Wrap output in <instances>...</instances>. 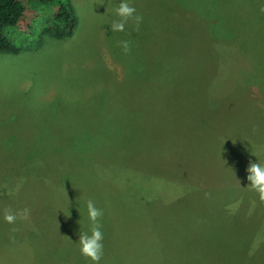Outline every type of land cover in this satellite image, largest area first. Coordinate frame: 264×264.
Returning <instances> with one entry per match:
<instances>
[{
  "label": "rangeland",
  "instance_id": "rangeland-1",
  "mask_svg": "<svg viewBox=\"0 0 264 264\" xmlns=\"http://www.w3.org/2000/svg\"><path fill=\"white\" fill-rule=\"evenodd\" d=\"M19 1L21 32L57 11ZM71 2L72 37L0 54V264H93L89 199L100 264H264V227L242 239L264 210L247 180L264 164V0H127L143 20L124 32L120 0ZM180 56L201 60L208 103L168 92ZM7 208L30 217L9 224Z\"/></svg>",
  "mask_w": 264,
  "mask_h": 264
},
{
  "label": "trees",
  "instance_id": "trees-1",
  "mask_svg": "<svg viewBox=\"0 0 264 264\" xmlns=\"http://www.w3.org/2000/svg\"><path fill=\"white\" fill-rule=\"evenodd\" d=\"M34 1L41 5L43 9L54 8L57 11L53 12L51 10L47 12V14H42L35 19L33 26L29 27L27 32H21L18 30L17 26L24 17V5L19 0H0V54L18 55L23 51L35 49L40 46L41 40L46 35L58 40L66 39L74 35L79 24V19L74 11L71 0ZM178 2H180V0H178ZM167 4L171 5L169 1H167ZM188 7L189 11L197 9L202 14H208V12L205 13L206 9L193 8L192 6ZM35 38L39 39L37 40ZM30 41L31 44L29 45ZM33 41L36 42L34 43ZM171 61L174 65V74L177 76H181L183 79L178 83L172 81L165 82V84L168 86V92H170V89L176 88L179 92L180 98L184 100L183 97L188 96H183L182 94L187 91L191 96L194 97L192 102L197 100V102L203 101L208 103V90L204 80L205 78L202 75L204 78L203 79L201 74H198L197 77H195L193 75L192 69L202 67L201 60L196 62L192 58L180 56V58L176 57L171 59ZM165 90L167 91V88H165ZM165 100L169 101L171 99H169L167 96ZM206 106L207 105H202L201 107H204L202 110H205ZM196 115L205 117V113H198ZM203 121L204 120H201V123ZM121 127L122 124H119L117 130H120ZM172 208H175V206H173ZM258 211L261 215L260 222L259 224H257L255 221L251 222V224H249V222L247 224L248 226L246 225L242 236L243 241L246 240L247 235H251L254 238L257 235L263 234L262 232H259L258 229L259 227H264V210ZM118 212H120L119 214L122 215V219L130 218L127 212H123L120 209ZM105 215H108V211H105ZM72 227L74 229L77 228L75 225L69 226V228ZM242 251H244V247H242Z\"/></svg>",
  "mask_w": 264,
  "mask_h": 264
},
{
  "label": "clouds",
  "instance_id": "clouds-1",
  "mask_svg": "<svg viewBox=\"0 0 264 264\" xmlns=\"http://www.w3.org/2000/svg\"><path fill=\"white\" fill-rule=\"evenodd\" d=\"M114 11L117 18L111 21L110 30L112 32H124L126 25L130 21L134 24L136 30H139L143 17L137 14L136 8L130 5L127 0H120ZM119 46L125 53L130 51V43L127 40L120 41ZM247 172L249 173L247 180L250 182L248 187L258 194L260 201L264 202V164L259 161L256 163L250 162ZM87 214L91 222L90 234L89 232L79 233L80 252L84 257L91 260L93 264H100L104 255V234L100 223L104 216V211L96 206L94 200L89 199L87 201ZM29 217L30 210L28 208L18 212H13L11 208H7L4 212V219L9 224H15L18 218L27 220Z\"/></svg>",
  "mask_w": 264,
  "mask_h": 264
}]
</instances>
